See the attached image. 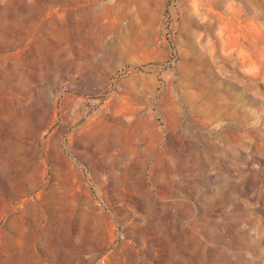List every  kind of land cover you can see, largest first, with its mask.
<instances>
[{"label": "rangeland", "instance_id": "374dc122", "mask_svg": "<svg viewBox=\"0 0 264 264\" xmlns=\"http://www.w3.org/2000/svg\"><path fill=\"white\" fill-rule=\"evenodd\" d=\"M0 264H264V0H0Z\"/></svg>", "mask_w": 264, "mask_h": 264}]
</instances>
